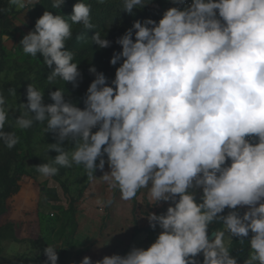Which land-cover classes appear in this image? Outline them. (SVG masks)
Listing matches in <instances>:
<instances>
[{
  "label": "clouds",
  "instance_id": "clouds-1",
  "mask_svg": "<svg viewBox=\"0 0 264 264\" xmlns=\"http://www.w3.org/2000/svg\"><path fill=\"white\" fill-rule=\"evenodd\" d=\"M9 3L27 7L26 0ZM63 3L54 0L52 7ZM149 3L122 0L121 10L134 15V8ZM171 4L158 21L135 20L115 41L121 50L109 63L120 66L110 83L94 66L88 69L95 79L82 109L60 89L51 91L53 102L45 104L44 92L28 85L15 124L29 129L39 122L55 134L57 142L48 150L58 155L36 166L41 175L82 165L90 181L100 170L99 178L123 201L147 189L153 206L170 202L162 214L146 216L150 228L160 229L147 248L133 246L97 261L85 256L79 264H237L226 233L229 241L241 242L251 233L243 264H264V0ZM90 12L78 0L70 20L92 29ZM72 35L63 15L44 11L20 44L27 55L41 54L52 69L50 82L59 76L78 87L81 73L65 48ZM91 41L101 49L110 46L99 32ZM9 93L16 95L15 89ZM5 105L0 94V141L12 149L19 138L3 130ZM64 141L71 149L61 147ZM112 202L96 201L102 207ZM213 222H222L224 230H214L209 240ZM44 255L45 264H58L56 246L48 245Z\"/></svg>",
  "mask_w": 264,
  "mask_h": 264
},
{
  "label": "rangeland",
  "instance_id": "rangeland-1",
  "mask_svg": "<svg viewBox=\"0 0 264 264\" xmlns=\"http://www.w3.org/2000/svg\"><path fill=\"white\" fill-rule=\"evenodd\" d=\"M170 0H151L142 9L134 8V15L112 10L109 13L92 9L90 12L92 29H86L82 24H73L70 20L72 9L61 10L57 15H63L71 25L72 37L65 42L66 50L73 53V62L77 63L81 76L78 87L64 82L57 76L51 82L47 79L52 69L47 67L46 73L43 57L27 55L20 48L21 36H11L10 21L14 8L9 0H0V94L5 97V107L9 109L6 122L10 126L8 132H14L19 138L15 149H8L0 141V175L9 178L21 176L20 188L27 186L28 195L24 202L26 208L20 207L18 196L6 197L7 186L0 183V264H45L47 257L44 249L48 245L56 246L58 264H63L73 247L77 222L78 204L86 198L90 180L82 165L71 168L60 167L58 174L52 177L41 175L37 167L54 159L57 152L48 150V145L56 143L54 133L45 131V124L35 122L29 129H20L15 124V118L21 115L20 104H26V89L33 85L44 92V103L51 104L49 93L57 89L63 90L65 100L76 103L83 108V98L94 74L89 73L90 67L102 72L109 83L115 78V70L120 66L109 63L114 52L121 50L115 41L131 27L135 20L150 18L158 21V8L166 9ZM87 2V1H84ZM149 2V0H146ZM95 32L110 41L107 48H99L91 41ZM55 65L52 66L54 68ZM9 89H15L16 95H11ZM95 131V129H93ZM69 141L61 142V147L71 149ZM17 151L18 156L11 158V153ZM107 159V157H104ZM98 163V161H97ZM108 169L107 164L105 168ZM100 170H96V176ZM22 202V201H20ZM249 237L237 238L236 244L230 249V255L237 259V264H243L251 252ZM76 264V263H75Z\"/></svg>",
  "mask_w": 264,
  "mask_h": 264
},
{
  "label": "crops",
  "instance_id": "crops-1",
  "mask_svg": "<svg viewBox=\"0 0 264 264\" xmlns=\"http://www.w3.org/2000/svg\"><path fill=\"white\" fill-rule=\"evenodd\" d=\"M76 0H64L65 3ZM96 3H117L120 0H94ZM54 0H26L27 7L25 9L14 8V14L10 21V28L13 31L11 36H23L30 31H34L36 20L43 14L44 11L53 12L55 8L52 7ZM155 15L158 20L162 17L166 9L158 8ZM20 48L22 45L20 44ZM104 169V172H108ZM99 171L96 175L97 179L90 182L88 194L78 204V211L76 216L77 228L73 247L67 253L68 256L63 264H79L83 257L88 256L92 261L102 259L104 256L113 254L124 255L131 247L147 248L154 242L160 229L155 230L150 228L149 222L146 219L148 213L162 214L166 211L170 202H161L153 206L148 197V190L141 189L137 196L130 201H123L120 199L119 191L116 189H109L107 184L99 177L102 176ZM20 188L16 194L18 196L20 207L26 208L24 198L28 195V189ZM200 190H195L197 200L200 196ZM112 199V204L108 207H102L96 203L97 199L106 200ZM22 201V202H20ZM245 209H240L243 213ZM217 230H224L222 225ZM211 224L209 225V234L213 233ZM236 237L228 239L226 233V246H231ZM202 260V256L198 257Z\"/></svg>",
  "mask_w": 264,
  "mask_h": 264
},
{
  "label": "trees",
  "instance_id": "trees-1",
  "mask_svg": "<svg viewBox=\"0 0 264 264\" xmlns=\"http://www.w3.org/2000/svg\"><path fill=\"white\" fill-rule=\"evenodd\" d=\"M84 1H87V2H84ZM77 2H78V0L72 1V2H68V3L64 2L61 7L55 8V10L52 12V14L56 15L58 12H61V10H68L70 8L72 9L73 5L75 3H77ZM82 2L88 4L90 6L91 10L92 9H98V11H103V12H106V13H109L110 11L116 10V9L119 10L122 7V0H120L117 3H111V4H108V3H96L94 0H82ZM168 4H171V0L169 2H167L166 6ZM46 70H47V66H45L43 68L42 72L46 73ZM3 130L5 132H8L10 130V126L8 125L7 122L5 123V127H4ZM14 149H15V146L12 148V150H14ZM16 152L17 151L15 150V151H13L11 153V158L12 159H14L15 156H18V154ZM20 177L21 176H14V177L9 178L8 174H6L5 177L3 178V176L0 175V183H1V180L4 179L3 184L7 186L6 197L14 196V195H16L19 192L20 186H19L18 183L20 181ZM228 211H229L228 209H225V211H224V213H222V215H226ZM222 225H223L222 222H220V223L213 222L211 224V230H217ZM236 242H237V237L234 239V241L232 242L231 246L228 247V249H230L234 244H236Z\"/></svg>",
  "mask_w": 264,
  "mask_h": 264
},
{
  "label": "water",
  "instance_id": "water-1",
  "mask_svg": "<svg viewBox=\"0 0 264 264\" xmlns=\"http://www.w3.org/2000/svg\"><path fill=\"white\" fill-rule=\"evenodd\" d=\"M105 160H107V159H105ZM107 164V163H106ZM213 238V235H212V233L209 235V240H211Z\"/></svg>",
  "mask_w": 264,
  "mask_h": 264
},
{
  "label": "built area",
  "instance_id": "built-area-1",
  "mask_svg": "<svg viewBox=\"0 0 264 264\" xmlns=\"http://www.w3.org/2000/svg\"><path fill=\"white\" fill-rule=\"evenodd\" d=\"M172 6H174V5L168 4L166 7H168V8H169V7H172Z\"/></svg>",
  "mask_w": 264,
  "mask_h": 264
}]
</instances>
